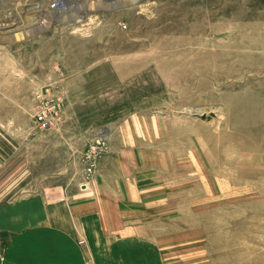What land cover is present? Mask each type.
Masks as SVG:
<instances>
[{
    "label": "rangeland",
    "instance_id": "obj_1",
    "mask_svg": "<svg viewBox=\"0 0 264 264\" xmlns=\"http://www.w3.org/2000/svg\"><path fill=\"white\" fill-rule=\"evenodd\" d=\"M147 1L105 0L83 20L53 17L0 37V256L9 264H46L39 251L52 253L61 235L69 256L46 253L47 264H95L81 205L108 223L95 234L127 248L147 242L156 257L131 247L132 264H264V47L247 44L257 34L239 26L215 31L238 25L219 16L213 32L192 21L167 34L168 48L139 49L137 27L154 19L138 18ZM140 50L171 53L141 75L122 65ZM52 96L56 118L38 128L34 115ZM45 220L57 226L38 229Z\"/></svg>",
    "mask_w": 264,
    "mask_h": 264
},
{
    "label": "bare ground",
    "instance_id": "obj_2",
    "mask_svg": "<svg viewBox=\"0 0 264 264\" xmlns=\"http://www.w3.org/2000/svg\"><path fill=\"white\" fill-rule=\"evenodd\" d=\"M95 1L96 0H93V1L92 0H0V7L2 8L1 10L3 13L0 16L2 18V19H0V37H11L10 33L14 29L17 30V29L21 28V29H25L26 30L25 32H28V30H30V29L34 30L38 27H43L45 22L48 23L49 20H51V18H53V17L58 18L62 23L68 22L70 20H73L74 22H77L78 20H83V18H86L84 13L88 12V10H86V9H91L93 7L98 9L99 7L103 6V4H106L105 0H101L100 4H94ZM63 2L65 3L64 5H62ZM241 3H239L238 0H154V4L151 5V3H149L147 1V3L141 5L140 14H139L140 16H138V18H140L141 16L142 17H151L152 16L156 20L153 19V20L149 21L148 23L141 24L137 27L139 34H142V36H144L143 39L141 38V42H139L141 44L139 49H146L147 46H151V45H154L157 43L165 45L164 47H167V44L171 43V41L169 40L168 35H167L169 32H171L172 30L181 28V27L184 29H188L194 24L196 25L195 26L196 28H198L202 31L207 32L209 30V31L213 32L214 28L216 27L215 24L220 19L219 16H221V17H232L233 20L237 21V22H235V24L238 23V25H233L227 21L228 23L226 22V23H224V25L221 24L222 26L216 27L215 31H219L220 29L227 27L228 31L232 30V32H233L236 30V28H238V26L240 27V29L242 27L244 29V30H242L244 34H250L251 33L250 36H252V34H257V37H254L252 40H250V43H247V41H249V40H247L246 43L249 45H252V46H258V47L262 46V48H263L264 47V1H261V0H243V4H241ZM251 5H252V7H251ZM234 9H235L234 12L239 14V15H233V14L229 15L231 13V11ZM238 9H241L242 11H240ZM94 12H96V11H94ZM149 12H152V14H150ZM108 16H109V14H108ZM89 19H90V17H89ZM204 19H206V20H204ZM192 21L194 24H189ZM68 24H69V22H68ZM202 31H200L201 34H202ZM200 32H198V33H200ZM245 39H247V38H245ZM244 40L242 39V41H244ZM126 45H127V47H132V50H134L136 44L127 43ZM244 45H246V44H244ZM242 46H243V43H242ZM140 51H141L140 54H139V52L138 53L135 52V53H132V56H130V54L127 55V57H126L127 59L122 62V65L123 66L128 65L129 67H132V68L133 67L139 68L140 70L137 73H140L141 71H144V70L148 71L150 68H154V66L152 64L158 60H160L162 64L164 62H167L169 59L164 58V57L166 55H168L169 53H171V52H166V51H153V50H146V51L140 50ZM207 51H209V50H207ZM245 51H247V49ZM157 54H158V56H156ZM115 61H117V60H115ZM204 67H207V66L204 65ZM167 68L168 67H166V69ZM119 72H120V70H119ZM147 74H149V71L146 73H143L141 75H147ZM220 75H222V74H220ZM227 75H228V73H227ZM231 75H233V74H231ZM214 76L211 75V77H214ZM216 76H219V75H216ZM219 78H221V76H219ZM202 82H204V81H202ZM228 90H230V89H228ZM193 91H195V90H193ZM207 91H212V89L210 88V90L208 89ZM195 92H194V94H195ZM190 94H193V92ZM204 94H205V92H204ZM247 97L250 98V96H247ZM243 98H245V97H243ZM251 98H252V96H251ZM247 100H249V99H247ZM249 101H251V100H249ZM249 101H248V103H249ZM250 105H251V103H250ZM248 106H249V104H248ZM252 106H253V104H252ZM254 106H256V103L254 104ZM260 110H262V108ZM191 113H194V112H191ZM260 114H262V113H260ZM198 115H201V114L198 113ZM204 116H207V114H204ZM230 138H232V137H230ZM242 142H243L242 138L237 136L235 138V141H233V142L231 141V143L229 142L230 145H232V147L231 146H229V147L234 149L233 150V151H235L234 153H238L241 150L238 148V146L240 147V144ZM204 155H206V154H204ZM261 173H262V175L264 174V168L262 169ZM49 232L51 233L52 231H49ZM4 257L5 256H0V264H9V262L12 259L8 260ZM11 264H15V263H11ZM27 264H29V263H27Z\"/></svg>",
    "mask_w": 264,
    "mask_h": 264
},
{
    "label": "crops",
    "instance_id": "obj_3",
    "mask_svg": "<svg viewBox=\"0 0 264 264\" xmlns=\"http://www.w3.org/2000/svg\"><path fill=\"white\" fill-rule=\"evenodd\" d=\"M100 174L102 173V167L100 168ZM118 193V190L116 192ZM114 193V194H116ZM82 195L84 193H81ZM85 205H81L78 210H81L82 213L78 214V220L82 219L85 227L92 226L95 230H97L102 224L105 226H108L107 221L104 222L103 217H98L94 214L93 211L85 212L86 209H83ZM98 219H96V218ZM101 220L103 223H101ZM46 221V220H45ZM45 227H39L38 229L47 228L49 226L55 227L56 222L50 221L47 224V221L44 222ZM90 224V225H89ZM87 225V226H86ZM91 231L92 235H88L89 238L87 241V246L85 247V253L89 255L90 258H93L95 264H132L131 260L134 259L133 250L131 247H137V248H143L145 251H136L134 253V256L140 259H146V258H154L156 257L153 252L149 249V246L147 242L141 241V240H126L128 243L133 244L132 242H136L137 245H131L130 248H127L125 240L119 239V237H115L112 235H109V231L107 235H97L94 233V231ZM61 239L59 237L57 238L58 242L54 244V249L52 253H49L48 248H46V245L44 246V249L39 251V254H42L46 259V264L50 260V257H48V254L60 256L61 258H67L69 256V248L71 246V240H69V237L67 235H61ZM132 241V242H130ZM149 243V242H148ZM63 251H56L58 248ZM53 248V247H52ZM50 249V248H49ZM159 256V255H158ZM76 257V256H75ZM160 257V256H159Z\"/></svg>",
    "mask_w": 264,
    "mask_h": 264
},
{
    "label": "built area",
    "instance_id": "obj_4",
    "mask_svg": "<svg viewBox=\"0 0 264 264\" xmlns=\"http://www.w3.org/2000/svg\"><path fill=\"white\" fill-rule=\"evenodd\" d=\"M60 106L59 99L57 97H49L46 100L42 101L39 109L36 111L34 115V123L38 128H45L50 125L53 120L56 118V113L58 112V108ZM99 146V144H97ZM93 149L95 147L93 146ZM94 162H91L88 166V171H93Z\"/></svg>",
    "mask_w": 264,
    "mask_h": 264
},
{
    "label": "water",
    "instance_id": "obj_5",
    "mask_svg": "<svg viewBox=\"0 0 264 264\" xmlns=\"http://www.w3.org/2000/svg\"><path fill=\"white\" fill-rule=\"evenodd\" d=\"M203 117H205V116L203 115Z\"/></svg>",
    "mask_w": 264,
    "mask_h": 264
}]
</instances>
